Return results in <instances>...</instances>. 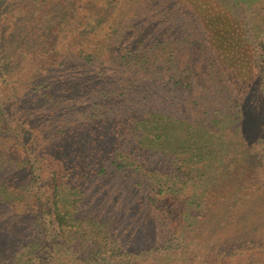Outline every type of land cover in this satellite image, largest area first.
Masks as SVG:
<instances>
[{
  "label": "trees",
  "instance_id": "obj_1",
  "mask_svg": "<svg viewBox=\"0 0 264 264\" xmlns=\"http://www.w3.org/2000/svg\"><path fill=\"white\" fill-rule=\"evenodd\" d=\"M0 264H264V0H0Z\"/></svg>",
  "mask_w": 264,
  "mask_h": 264
}]
</instances>
